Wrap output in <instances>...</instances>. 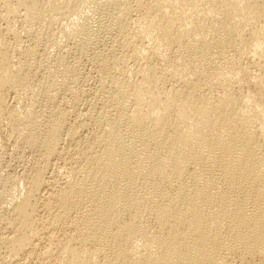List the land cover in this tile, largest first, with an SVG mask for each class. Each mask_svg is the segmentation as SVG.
<instances>
[{
    "label": "bare ground",
    "instance_id": "6f19581e",
    "mask_svg": "<svg viewBox=\"0 0 264 264\" xmlns=\"http://www.w3.org/2000/svg\"><path fill=\"white\" fill-rule=\"evenodd\" d=\"M0 21V135L31 161L0 169L8 264H264V0H0Z\"/></svg>",
    "mask_w": 264,
    "mask_h": 264
},
{
    "label": "rangeland",
    "instance_id": "374dc122",
    "mask_svg": "<svg viewBox=\"0 0 264 264\" xmlns=\"http://www.w3.org/2000/svg\"><path fill=\"white\" fill-rule=\"evenodd\" d=\"M1 27H2V23H1V21H0V29H1ZM89 68V67H88ZM88 68H86L85 69V73H86V75H87V82H88V84L86 85V90H91L92 88H93V86H94V80H95V78L94 77H96V72L95 71H93L94 69L93 68H90V69H88ZM90 71V72H89ZM95 73V74H94ZM89 77V78H88ZM90 77H92V78H90ZM89 80V81H88ZM93 81V82H92ZM92 87V88H91ZM4 136L2 135H0V156H1V154H2V152H3V155L1 156V157H3L2 159H3V161H2V163H1V165H0V169L2 170V169H12V171L13 172H15L16 174H19V172L21 173L22 171H24L25 169H28L30 166H31V161H30V159L29 158H25V159H23L22 161H19L18 159H17V157H14V156H16L14 153H13V149L11 148V146L8 144V142H7V140L5 139L4 140ZM4 141V142H3ZM5 143V144H4ZM8 145H7V144ZM3 150V151H2ZM5 151V152H4ZM10 154V155H9ZM12 155V156H11ZM10 156V157H9ZM16 158L15 160L14 159H12V158ZM27 159V160H26ZM14 160V161H13ZM25 160V161H24ZM8 161L10 162V164H12V162L13 163H16L15 164V166H14V164H12L11 166H7L8 165ZM22 162V163H21ZM5 163V164H4ZM7 163V164H6ZM18 164V165H17ZM17 165V166H16ZM2 166V167H1ZM21 166H24V167H21ZM4 167V168H3ZM15 168V169H14ZM20 168V169H19ZM9 169V170H10ZM22 170V171H21ZM44 196H46V195H44ZM42 210H40L39 209V215L41 216L42 214L44 215V213L42 212ZM42 245L43 244H40L39 246H41L42 247ZM40 247V248H41ZM1 255H3L2 257H1ZM0 264H8V259H6V256H5V254H3V253H1L0 254ZM6 260V261H5ZM24 262V264L26 263V261L25 260H22L21 261V264ZM26 264H30V263H26Z\"/></svg>",
    "mask_w": 264,
    "mask_h": 264
}]
</instances>
